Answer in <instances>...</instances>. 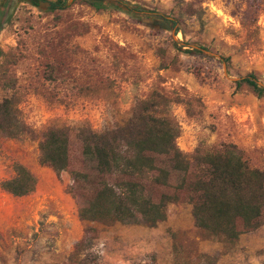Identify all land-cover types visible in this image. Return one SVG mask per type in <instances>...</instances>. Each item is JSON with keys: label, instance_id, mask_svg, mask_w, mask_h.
<instances>
[{"label": "rangeland", "instance_id": "obj_1", "mask_svg": "<svg viewBox=\"0 0 264 264\" xmlns=\"http://www.w3.org/2000/svg\"><path fill=\"white\" fill-rule=\"evenodd\" d=\"M19 1L0 18V101H11L27 131L0 135V181L19 163L35 188L23 197L0 189V264H264V225L222 243L193 226L185 202L168 204L152 228L84 223L67 173L56 177L38 163L48 126L98 132L159 94L186 159L231 144L250 168H264V94L242 82L252 74L264 87V0H118L175 16V35L90 0ZM195 45L203 50L193 52ZM87 226L94 238L75 251Z\"/></svg>", "mask_w": 264, "mask_h": 264}, {"label": "trees", "instance_id": "obj_2", "mask_svg": "<svg viewBox=\"0 0 264 264\" xmlns=\"http://www.w3.org/2000/svg\"><path fill=\"white\" fill-rule=\"evenodd\" d=\"M90 4L95 9L123 10L138 22L155 21L173 35L181 32L175 16L137 4L118 0H90ZM195 46L193 52L203 50ZM242 82L257 96L264 94L254 75ZM166 105L161 95L152 94L136 101L121 125L98 132L86 124L48 126L38 144V163L56 177L67 173L66 191L79 220L87 224L135 222L152 228L164 221L168 204L185 202L193 226L222 243H234L241 234L264 225V168H250L231 144L186 159L175 144L179 128ZM26 131L11 101L3 98L0 135L16 138ZM12 171V177L0 181V189L13 197L32 193L34 176L19 163ZM95 232L87 226L75 251H86Z\"/></svg>", "mask_w": 264, "mask_h": 264}, {"label": "flooded vegetation", "instance_id": "obj_3", "mask_svg": "<svg viewBox=\"0 0 264 264\" xmlns=\"http://www.w3.org/2000/svg\"><path fill=\"white\" fill-rule=\"evenodd\" d=\"M11 0H0V18L3 16L5 9L8 5V2ZM50 0H20L18 3H27L34 7H39L41 4H48Z\"/></svg>", "mask_w": 264, "mask_h": 264}]
</instances>
